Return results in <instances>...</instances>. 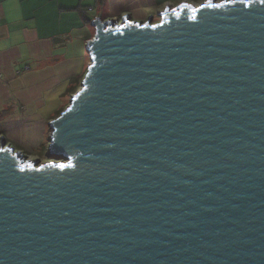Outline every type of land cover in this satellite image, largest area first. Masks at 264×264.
Returning <instances> with one entry per match:
<instances>
[{
    "label": "water",
    "instance_id": "95a60500",
    "mask_svg": "<svg viewBox=\"0 0 264 264\" xmlns=\"http://www.w3.org/2000/svg\"><path fill=\"white\" fill-rule=\"evenodd\" d=\"M95 16L46 161L0 138V264H264V0Z\"/></svg>",
    "mask_w": 264,
    "mask_h": 264
},
{
    "label": "crops",
    "instance_id": "0c3cea01",
    "mask_svg": "<svg viewBox=\"0 0 264 264\" xmlns=\"http://www.w3.org/2000/svg\"><path fill=\"white\" fill-rule=\"evenodd\" d=\"M184 1L204 0H0V133L29 130L27 139L38 140L66 100L70 79L79 82L86 71L92 18L157 21L159 11Z\"/></svg>",
    "mask_w": 264,
    "mask_h": 264
},
{
    "label": "rangeland",
    "instance_id": "374dc122",
    "mask_svg": "<svg viewBox=\"0 0 264 264\" xmlns=\"http://www.w3.org/2000/svg\"><path fill=\"white\" fill-rule=\"evenodd\" d=\"M88 63H89V61H88ZM80 80H81V78H80ZM65 94H66L67 98L65 101L63 100L64 103H63V105L60 106L61 107L60 109L64 108L70 99V97L68 98V94L66 92L63 93L64 96H65ZM45 95H46V97H47V95L52 96L51 93H46ZM46 99L44 97V101L47 102V106H46V108H47V107H50V105H48L49 101H48V99L47 100ZM64 99H65V97H64ZM9 106L11 108V105H9ZM16 109L19 110L20 108L18 107ZM60 109H59V111H60ZM59 111H58V114H59ZM55 117H53V118H55ZM52 119H50V120H52ZM42 121H44L43 118H42ZM49 121H46L47 122L46 125H43L42 132L40 133V136L38 135V140H36L37 136L35 138L30 139V140L27 139V135L32 136V134H30L29 130L26 132V134L24 136L22 134V131H20L18 134H15V133L10 134L9 133L7 135L8 137H5L6 133L3 129V132L5 134L0 133V138L3 137L4 140L7 143H9L15 149V151H20L27 159L38 160L39 162L46 161L48 159L46 157V152H47L48 138H49V134H50V129L48 127ZM34 129L36 131L38 130L37 124L34 126ZM35 140H36V143H33ZM31 141H33V142H31Z\"/></svg>",
    "mask_w": 264,
    "mask_h": 264
},
{
    "label": "trees",
    "instance_id": "16d2710c",
    "mask_svg": "<svg viewBox=\"0 0 264 264\" xmlns=\"http://www.w3.org/2000/svg\"><path fill=\"white\" fill-rule=\"evenodd\" d=\"M88 19V18H87ZM82 78V77H81ZM78 79L77 78H72V79H70V81H69V85H68V87L66 88V90H65V92L67 93V94H72V93H74L78 88H79V83H80V81L81 80H79V82L77 81ZM63 110V108L62 109H60V111H59V113L61 112Z\"/></svg>",
    "mask_w": 264,
    "mask_h": 264
},
{
    "label": "built area",
    "instance_id": "2783aa9c",
    "mask_svg": "<svg viewBox=\"0 0 264 264\" xmlns=\"http://www.w3.org/2000/svg\"><path fill=\"white\" fill-rule=\"evenodd\" d=\"M90 10H92V8H88L87 11H86V13L89 12Z\"/></svg>",
    "mask_w": 264,
    "mask_h": 264
}]
</instances>
